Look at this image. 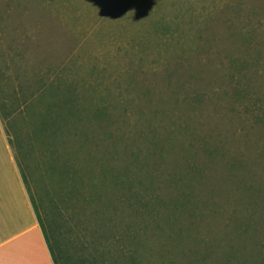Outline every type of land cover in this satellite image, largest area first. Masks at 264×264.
I'll list each match as a JSON object with an SVG mask.
<instances>
[{
	"label": "rangeland",
	"instance_id": "374dc122",
	"mask_svg": "<svg viewBox=\"0 0 264 264\" xmlns=\"http://www.w3.org/2000/svg\"><path fill=\"white\" fill-rule=\"evenodd\" d=\"M0 118L58 264H264V0H0Z\"/></svg>",
	"mask_w": 264,
	"mask_h": 264
},
{
	"label": "crops",
	"instance_id": "0c3cea01",
	"mask_svg": "<svg viewBox=\"0 0 264 264\" xmlns=\"http://www.w3.org/2000/svg\"><path fill=\"white\" fill-rule=\"evenodd\" d=\"M0 264H55L1 118Z\"/></svg>",
	"mask_w": 264,
	"mask_h": 264
},
{
	"label": "trees",
	"instance_id": "16d2710c",
	"mask_svg": "<svg viewBox=\"0 0 264 264\" xmlns=\"http://www.w3.org/2000/svg\"><path fill=\"white\" fill-rule=\"evenodd\" d=\"M23 178H24V177H23ZM31 199H32V197H31ZM32 202H33V199H32ZM33 205H34V208H35V210H36V214H37V217H38L39 223H40V225H41V227H42V230H43V232H44V234H45V237H46V240H47L48 246H49L50 251H51V253H52V257H53V259H54V263H55V264H58V262L56 261V258H55V256H54V254H53V252H52V249H51V246H50V243H49V240H48L47 234H46V232H45V228H44V225H43V221H42L41 215H40V213L38 212V210H37V208H36L34 202H33Z\"/></svg>",
	"mask_w": 264,
	"mask_h": 264
}]
</instances>
